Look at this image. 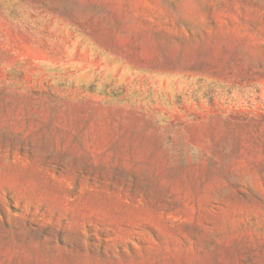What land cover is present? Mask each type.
<instances>
[{"label":"rangeland","instance_id":"374dc122","mask_svg":"<svg viewBox=\"0 0 264 264\" xmlns=\"http://www.w3.org/2000/svg\"><path fill=\"white\" fill-rule=\"evenodd\" d=\"M0 264H264V0H0Z\"/></svg>","mask_w":264,"mask_h":264}]
</instances>
